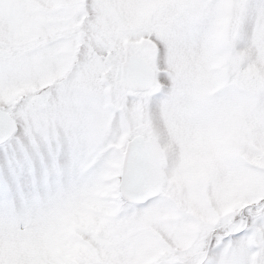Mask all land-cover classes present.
I'll list each match as a JSON object with an SVG mask.
<instances>
[{"label":"snow or ice","instance_id":"1","mask_svg":"<svg viewBox=\"0 0 264 264\" xmlns=\"http://www.w3.org/2000/svg\"><path fill=\"white\" fill-rule=\"evenodd\" d=\"M0 264H264V0H0Z\"/></svg>","mask_w":264,"mask_h":264},{"label":"rangeland","instance_id":"2","mask_svg":"<svg viewBox=\"0 0 264 264\" xmlns=\"http://www.w3.org/2000/svg\"><path fill=\"white\" fill-rule=\"evenodd\" d=\"M199 161L195 158L191 159L188 164L185 166V169L181 176L177 178V182H181L185 179H195L200 172Z\"/></svg>","mask_w":264,"mask_h":264},{"label":"clouds","instance_id":"3","mask_svg":"<svg viewBox=\"0 0 264 264\" xmlns=\"http://www.w3.org/2000/svg\"><path fill=\"white\" fill-rule=\"evenodd\" d=\"M216 23H217V26H218L221 30H223V29H225V28L227 27V24H228V17L225 16V15H223V14H221V15L218 17Z\"/></svg>","mask_w":264,"mask_h":264}]
</instances>
